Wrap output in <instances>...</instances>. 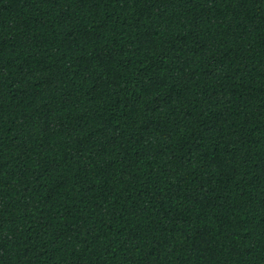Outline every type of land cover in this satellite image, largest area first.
<instances>
[{
  "label": "trees",
  "instance_id": "obj_1",
  "mask_svg": "<svg viewBox=\"0 0 264 264\" xmlns=\"http://www.w3.org/2000/svg\"><path fill=\"white\" fill-rule=\"evenodd\" d=\"M0 264H264V0H0Z\"/></svg>",
  "mask_w": 264,
  "mask_h": 264
}]
</instances>
